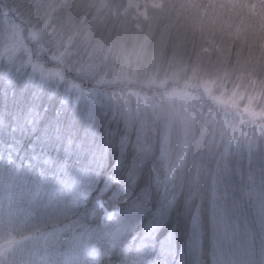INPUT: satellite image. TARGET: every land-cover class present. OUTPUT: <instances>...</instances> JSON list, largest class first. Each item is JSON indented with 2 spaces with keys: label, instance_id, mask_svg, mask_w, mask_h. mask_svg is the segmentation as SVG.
Returning a JSON list of instances; mask_svg holds the SVG:
<instances>
[{
  "label": "trees",
  "instance_id": "trees-1",
  "mask_svg": "<svg viewBox=\"0 0 264 264\" xmlns=\"http://www.w3.org/2000/svg\"><path fill=\"white\" fill-rule=\"evenodd\" d=\"M18 1L43 28L41 41L53 60L62 57L64 66L37 60L63 68L64 76L83 88L94 85L85 78L88 64L112 66L118 48L150 23L157 31L170 25L164 65L172 59L173 65L203 73L226 58V66L239 69L242 79L264 86V0H163L160 8L147 9L145 19L135 18L124 0ZM100 43L118 48L105 58L90 50ZM151 89L140 91L151 96ZM91 106L65 99L25 75L7 80L0 73V217L25 220L35 208L49 205L64 214L65 222L79 219L94 226L96 202L111 196L114 203L107 205L113 217L131 206L138 215L128 226L121 222V233L107 228L95 239L94 250L83 246L80 257L86 264H264L262 152L223 155L224 144H217L200 122L203 143H190L171 188L163 189L159 122L143 135L136 122L126 125L121 114ZM69 141L73 149L82 146L104 161L75 202L37 188L56 175L45 158L86 163L80 153L66 151ZM121 199L127 204L120 205Z\"/></svg>",
  "mask_w": 264,
  "mask_h": 264
},
{
  "label": "rangeland",
  "instance_id": "rangeland-1",
  "mask_svg": "<svg viewBox=\"0 0 264 264\" xmlns=\"http://www.w3.org/2000/svg\"><path fill=\"white\" fill-rule=\"evenodd\" d=\"M124 1L126 8L132 10L137 19H145L147 9H158L163 2V0ZM0 4L2 5L0 9L2 14L0 15V73L7 80H12L14 75H25L40 87H49L60 92L65 99L84 100L90 103L91 107L103 108L112 114H121L126 125L133 121L136 122L135 124L139 125L138 130L144 131L143 135L148 132V128L154 126V122L158 121L161 179L163 189L168 186L171 188L177 171L182 167L190 143L184 144L178 138L176 129L168 124L158 111L147 115L141 112L137 116L134 103L131 113L126 110L124 97L128 93L137 92L147 95L142 94L140 90L149 88L136 82L120 79L121 65L119 61L107 69L103 67V63L88 64L84 69L85 78L88 81L91 80L92 82H90L94 85L91 89L83 88L72 78H66L62 71L63 68H48L46 67L47 62L37 60L41 57L45 61L53 60V53L49 54L48 47L41 41V38L46 35L43 28L37 26V21L30 20L31 12L20 8L18 0H0ZM14 17L19 22L13 23L12 18ZM102 45L104 43L94 44L90 50L92 52L100 51L106 58L107 52L112 51V48H118ZM53 61L57 66H64H62L64 62L62 57H56ZM166 68L167 65L162 66V70H166ZM173 68L185 77L181 87L184 89L183 95L186 97L188 107L198 113L204 127L211 129L212 139L217 144H224L222 154L244 152L249 157L253 156L254 151L259 150L263 153L261 162L264 163V123L254 122L255 126H251L249 129L244 126V122L241 120L239 126L234 127L228 119H222L217 115L211 108L209 99L202 98L203 94L211 100H221L220 97L212 95L215 83L213 80L199 79L202 73L193 69L177 65H173ZM93 76L98 80L93 79ZM107 76L109 81L106 79ZM249 83L254 90L253 94L241 90L244 88V84L240 81L236 84L234 95L238 94L240 99L247 98L243 112L255 119L262 115L255 111L254 102L264 99V86ZM150 88H152L151 96H158L162 91L159 87ZM142 145L148 146V144ZM114 199L109 196L106 201L98 200L96 202V210L91 213V220L96 223L94 226H87L79 219L65 222L64 214H58L49 205L35 208L29 212L25 220H17L14 216L3 214V217H0V264H86L80 257L83 246L85 249L94 250L95 239L100 238L107 228L109 231L113 228L114 234L121 233V222L124 226H128L138 215L135 211L136 206L135 209L131 206L122 215L113 217L109 206L114 203ZM120 201V205L127 204V199ZM261 205L263 203H260L259 206ZM31 218H33L32 223L29 221ZM106 221H109L112 226H106L104 224ZM74 234L79 238L74 239ZM132 264H139V261Z\"/></svg>",
  "mask_w": 264,
  "mask_h": 264
},
{
  "label": "clouds",
  "instance_id": "clouds-1",
  "mask_svg": "<svg viewBox=\"0 0 264 264\" xmlns=\"http://www.w3.org/2000/svg\"><path fill=\"white\" fill-rule=\"evenodd\" d=\"M169 28L170 25L165 24L157 31L155 24L150 23L143 34L136 33L130 43L118 48L116 56L121 65L120 79L139 83L145 88L162 89L158 96L128 93L124 97L125 108L131 113L134 103L137 116L141 112L147 115L158 111L167 123L176 129L178 138L184 144L194 141L199 147L204 141V134L203 129L200 128L198 113L188 107L186 97L183 95L184 89L181 85L185 77L174 70L172 59H168L166 70H162L170 43ZM242 77L243 74L239 69L226 66L225 58L223 63L205 68L199 79L215 82L212 95L220 97L221 100H211L203 94L202 98L210 100L211 108L219 117L228 119L234 127H238L239 122L243 120L244 126L250 129L254 122L264 123V99L254 102L255 111L262 115L254 119L243 112L247 98L240 99L238 94L234 95L237 81H242L244 84L241 90L250 94H253L254 90Z\"/></svg>",
  "mask_w": 264,
  "mask_h": 264
},
{
  "label": "snow or ice",
  "instance_id": "snow-or-ice-1",
  "mask_svg": "<svg viewBox=\"0 0 264 264\" xmlns=\"http://www.w3.org/2000/svg\"><path fill=\"white\" fill-rule=\"evenodd\" d=\"M66 151L72 153L73 151L80 153L86 158V163L81 166H76L73 163L65 161H55L45 158L43 163L46 167H51L56 170L54 180L49 183L44 180L41 181L37 188L38 190H50L54 197L69 198L72 202L76 201L77 194L87 184L92 183L98 171L103 166V157L96 153L90 152L84 149L82 146H77L76 149L71 147V141L69 146L66 147ZM74 239L79 238L77 235H73Z\"/></svg>",
  "mask_w": 264,
  "mask_h": 264
}]
</instances>
